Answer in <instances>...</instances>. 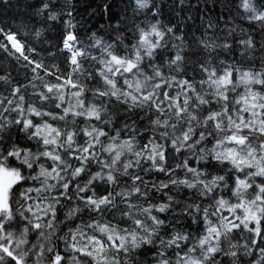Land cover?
<instances>
[{"label": "snow or ice", "instance_id": "1", "mask_svg": "<svg viewBox=\"0 0 264 264\" xmlns=\"http://www.w3.org/2000/svg\"><path fill=\"white\" fill-rule=\"evenodd\" d=\"M29 7L0 23V264H264V0Z\"/></svg>", "mask_w": 264, "mask_h": 264}, {"label": "trees", "instance_id": "2", "mask_svg": "<svg viewBox=\"0 0 264 264\" xmlns=\"http://www.w3.org/2000/svg\"><path fill=\"white\" fill-rule=\"evenodd\" d=\"M104 0H76L77 20L84 18L88 21L86 27L89 29L98 28L103 24L109 22L114 23L116 18L124 13L131 17V8H125V5L129 3V0H109L112 3L111 12H106L103 8ZM212 0H209L211 4ZM0 5H6L5 7H0V23L7 22L11 25H27L28 27L33 26V22H36V26L43 27L38 23L39 18L32 15V9L29 5L35 6L36 0H0ZM219 8L216 9L218 13ZM197 16V23L199 20L198 13H193ZM211 14V13H209ZM227 14V13H225ZM114 17L112 21L108 20V16ZM245 27H247V21H242Z\"/></svg>", "mask_w": 264, "mask_h": 264}]
</instances>
